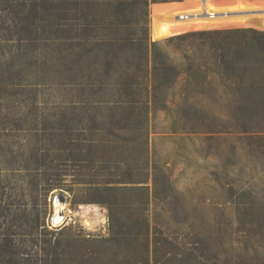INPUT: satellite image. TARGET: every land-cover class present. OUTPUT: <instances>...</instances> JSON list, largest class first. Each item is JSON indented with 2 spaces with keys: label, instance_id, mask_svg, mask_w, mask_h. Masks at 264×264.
<instances>
[{
  "label": "rangeland",
  "instance_id": "obj_1",
  "mask_svg": "<svg viewBox=\"0 0 264 264\" xmlns=\"http://www.w3.org/2000/svg\"><path fill=\"white\" fill-rule=\"evenodd\" d=\"M46 1L0 12V264H264V131L216 77L187 82L189 45L155 32L151 5L145 56H116L105 29Z\"/></svg>",
  "mask_w": 264,
  "mask_h": 264
},
{
  "label": "trees",
  "instance_id": "obj_2",
  "mask_svg": "<svg viewBox=\"0 0 264 264\" xmlns=\"http://www.w3.org/2000/svg\"><path fill=\"white\" fill-rule=\"evenodd\" d=\"M61 1L84 15L80 22L83 26L92 24L105 29L101 37L117 45L111 47L116 56L133 52L134 46L143 48L141 56H145L147 30L135 25L145 23L151 5L152 21L163 25L155 32L170 43L189 45L187 82L193 87L206 86L216 77L222 92L232 96L230 103L239 113L238 121L249 129L264 131V24L242 12L243 0ZM248 1L264 11V0ZM49 5L46 0H0V12L42 13L50 11ZM88 14L90 21L86 20ZM135 71L139 73L141 69ZM151 72L155 78L156 68ZM135 241L136 235L131 233L128 242L132 245ZM168 243L161 242L159 234L152 240L153 251L166 262L170 258Z\"/></svg>",
  "mask_w": 264,
  "mask_h": 264
},
{
  "label": "bare ground",
  "instance_id": "obj_3",
  "mask_svg": "<svg viewBox=\"0 0 264 264\" xmlns=\"http://www.w3.org/2000/svg\"><path fill=\"white\" fill-rule=\"evenodd\" d=\"M65 208H66V204H65V201H62V202H59V203H55L54 204V210H55V220L57 221V222H61L62 220H63V218H64V215H62L61 217H60V212H63V213H65ZM86 209L87 210H92L93 212H95V213H97V208H95V209H91V207L89 208V207H86ZM85 209V210H86ZM85 215V214H84ZM89 222V221H88Z\"/></svg>",
  "mask_w": 264,
  "mask_h": 264
},
{
  "label": "built area",
  "instance_id": "obj_4",
  "mask_svg": "<svg viewBox=\"0 0 264 264\" xmlns=\"http://www.w3.org/2000/svg\"><path fill=\"white\" fill-rule=\"evenodd\" d=\"M65 200V197L61 194V193H57L55 196H54V200H53V205L57 202V203H59V202H62V201H64ZM65 213H63V212H60V217L62 216V215H64ZM49 222V225L51 224V225H55V224H57V223H59V222H57L56 220H55V210H54V206H53V210H52V212H51V215H50V220L48 221Z\"/></svg>",
  "mask_w": 264,
  "mask_h": 264
}]
</instances>
